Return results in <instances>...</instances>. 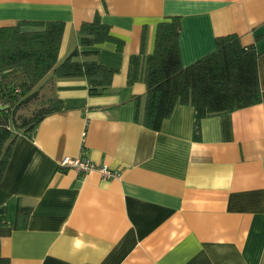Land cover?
Returning a JSON list of instances; mask_svg holds the SVG:
<instances>
[{
  "label": "crops",
  "instance_id": "1",
  "mask_svg": "<svg viewBox=\"0 0 264 264\" xmlns=\"http://www.w3.org/2000/svg\"><path fill=\"white\" fill-rule=\"evenodd\" d=\"M96 14L121 51L80 45L81 24ZM174 15L184 66L237 34L258 53L264 96V0H0V27L62 21L59 62L78 47L116 70L97 95L81 77L44 83L62 109L32 138L18 134L0 182V251L10 264H264V104L203 118L199 141L189 104L156 131L134 120L144 57L157 23ZM79 155L120 175L60 170L63 157Z\"/></svg>",
  "mask_w": 264,
  "mask_h": 264
},
{
  "label": "trees",
  "instance_id": "2",
  "mask_svg": "<svg viewBox=\"0 0 264 264\" xmlns=\"http://www.w3.org/2000/svg\"><path fill=\"white\" fill-rule=\"evenodd\" d=\"M180 30L177 15L157 23L154 49L144 57V101L141 106V97H134V120L156 131L176 104H189L194 108L193 140L199 141L203 118L264 104L258 80V53L254 46L243 45L237 34H227L216 37L213 51L184 66ZM63 31L62 21L23 20L0 27V182L18 134L32 138L45 116L62 109L60 98L42 92L45 82L85 78L90 95L106 92L112 83L116 70L100 64L94 51L82 52L75 47L58 61ZM79 35L81 46L108 41L121 51L124 45L122 39L110 33V25L99 14L81 24ZM140 52L143 54V49ZM30 102L37 103V110L30 116L17 115ZM4 224L0 207V226ZM0 264H10L1 251Z\"/></svg>",
  "mask_w": 264,
  "mask_h": 264
},
{
  "label": "built area",
  "instance_id": "3",
  "mask_svg": "<svg viewBox=\"0 0 264 264\" xmlns=\"http://www.w3.org/2000/svg\"><path fill=\"white\" fill-rule=\"evenodd\" d=\"M61 171L73 169L79 173H87L91 170H97L105 179L118 177L120 173L103 164H96L88 157L79 155L76 157L65 156L59 161Z\"/></svg>",
  "mask_w": 264,
  "mask_h": 264
},
{
  "label": "rangeland",
  "instance_id": "4",
  "mask_svg": "<svg viewBox=\"0 0 264 264\" xmlns=\"http://www.w3.org/2000/svg\"><path fill=\"white\" fill-rule=\"evenodd\" d=\"M36 108H37V103L30 102V104H28L25 107L19 109V111L17 112V115L30 116L34 111L37 110Z\"/></svg>",
  "mask_w": 264,
  "mask_h": 264
}]
</instances>
